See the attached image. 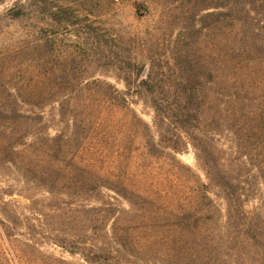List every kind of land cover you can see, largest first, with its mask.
<instances>
[{"label": "rangeland", "instance_id": "rangeland-1", "mask_svg": "<svg viewBox=\"0 0 264 264\" xmlns=\"http://www.w3.org/2000/svg\"><path fill=\"white\" fill-rule=\"evenodd\" d=\"M35 37L41 39L35 52L42 55L43 71L54 69L58 86L65 89L73 71L86 73V79H105L127 93L125 100L154 135L152 101L178 98L149 94L140 82L147 80L156 90L195 89V97L182 100L205 103L202 129L214 134V157L223 162L215 179L223 184L226 175L232 184L235 244L250 251V264H264V0H0L2 113L12 115L15 101L17 108L26 107L15 94L24 86L28 47ZM133 115L119 117L115 137L130 133V146L136 151L148 136L138 133L142 125L134 124ZM73 117L60 116L59 111L50 133L70 132ZM86 125L77 132L91 139L93 126ZM176 158L203 182L209 181L192 145ZM55 184L56 198L39 173L3 162L0 219L18 221V239L25 241L31 234L38 239L44 258L36 264H57L60 259L87 264L68 246L81 229L78 205L94 203L99 196L78 197L72 187ZM220 189L213 186L211 196L223 203L214 194ZM122 203L128 206L126 200ZM5 227L0 222V264H19ZM125 256L126 264L173 263L148 252Z\"/></svg>", "mask_w": 264, "mask_h": 264}, {"label": "trees", "instance_id": "trees-1", "mask_svg": "<svg viewBox=\"0 0 264 264\" xmlns=\"http://www.w3.org/2000/svg\"><path fill=\"white\" fill-rule=\"evenodd\" d=\"M40 48L41 39L35 37L28 47L24 86L15 94L26 107L17 108L15 101L12 115L0 112V164L10 161L39 173L54 198L55 183L72 187L78 197L98 194L94 203H80L76 209L81 229L69 243L70 251L79 252L87 264H126L125 253L143 252L164 255L172 264H250L246 258L250 251L234 240L232 184L226 175L223 184L215 179L222 161L214 157V134L202 129L205 103L182 100L195 97V89L156 92L153 83L140 82L149 94L178 98L152 101L154 135L125 100L127 93L105 79L94 75L86 79V73L73 71L70 84L65 89L58 86L56 71H43L42 55L35 52ZM58 107L60 116L68 113L75 118L68 133L62 129L50 133V124H57ZM128 114H134L135 125H142L136 128L138 133L148 136L136 151L130 146V133L124 139L115 137L119 117L127 119ZM88 122L94 130L91 139L77 132ZM189 145L209 181L203 182L177 160L176 154ZM213 186L221 188L214 194L223 203L211 196ZM0 222L4 227L9 223L3 230L17 263L36 264L44 258L34 235L18 239L17 220ZM57 264L68 262L60 259Z\"/></svg>", "mask_w": 264, "mask_h": 264}]
</instances>
